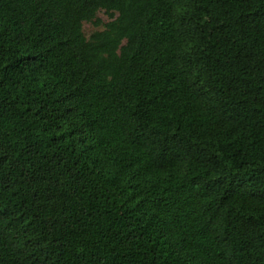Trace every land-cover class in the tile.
Segmentation results:
<instances>
[{"label":"trees","instance_id":"16d2710c","mask_svg":"<svg viewBox=\"0 0 264 264\" xmlns=\"http://www.w3.org/2000/svg\"><path fill=\"white\" fill-rule=\"evenodd\" d=\"M0 264H264V0H0Z\"/></svg>","mask_w":264,"mask_h":264},{"label":"rangeland","instance_id":"374dc122","mask_svg":"<svg viewBox=\"0 0 264 264\" xmlns=\"http://www.w3.org/2000/svg\"><path fill=\"white\" fill-rule=\"evenodd\" d=\"M99 16L102 18L103 22H108L109 21V15L105 11H101L99 13ZM104 26L100 27H95L92 23L86 22L84 24V30L87 36L91 35V33L96 30V29H103Z\"/></svg>","mask_w":264,"mask_h":264}]
</instances>
